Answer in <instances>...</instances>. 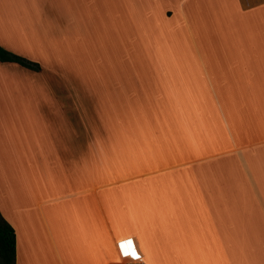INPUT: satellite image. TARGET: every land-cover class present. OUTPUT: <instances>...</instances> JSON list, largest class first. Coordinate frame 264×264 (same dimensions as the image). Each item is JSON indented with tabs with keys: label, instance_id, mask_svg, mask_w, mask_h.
Returning a JSON list of instances; mask_svg holds the SVG:
<instances>
[{
	"label": "crops",
	"instance_id": "1",
	"mask_svg": "<svg viewBox=\"0 0 264 264\" xmlns=\"http://www.w3.org/2000/svg\"><path fill=\"white\" fill-rule=\"evenodd\" d=\"M9 3L15 264H264V0Z\"/></svg>",
	"mask_w": 264,
	"mask_h": 264
},
{
	"label": "trees",
	"instance_id": "2",
	"mask_svg": "<svg viewBox=\"0 0 264 264\" xmlns=\"http://www.w3.org/2000/svg\"><path fill=\"white\" fill-rule=\"evenodd\" d=\"M0 49H3L0 47ZM4 50V54L0 56V62H13L24 68L37 71L39 67L35 63H31L22 57L16 56ZM0 264H15V236L13 229L0 215Z\"/></svg>",
	"mask_w": 264,
	"mask_h": 264
},
{
	"label": "snow or ice",
	"instance_id": "3",
	"mask_svg": "<svg viewBox=\"0 0 264 264\" xmlns=\"http://www.w3.org/2000/svg\"><path fill=\"white\" fill-rule=\"evenodd\" d=\"M4 54V50L0 49V56ZM121 254L125 257H130L132 259H137L138 257L136 256V253L131 250V245H128V250H125V248L122 246L121 247Z\"/></svg>",
	"mask_w": 264,
	"mask_h": 264
},
{
	"label": "built area",
	"instance_id": "4",
	"mask_svg": "<svg viewBox=\"0 0 264 264\" xmlns=\"http://www.w3.org/2000/svg\"><path fill=\"white\" fill-rule=\"evenodd\" d=\"M137 257H138L137 259H134L132 261H128L122 264H144L142 258L140 256H137Z\"/></svg>",
	"mask_w": 264,
	"mask_h": 264
},
{
	"label": "rangeland",
	"instance_id": "5",
	"mask_svg": "<svg viewBox=\"0 0 264 264\" xmlns=\"http://www.w3.org/2000/svg\"><path fill=\"white\" fill-rule=\"evenodd\" d=\"M8 1V5L10 4L9 2H13L14 3V0H7ZM20 1V0H19ZM31 0H28V2H30ZM38 66V65H37Z\"/></svg>",
	"mask_w": 264,
	"mask_h": 264
}]
</instances>
